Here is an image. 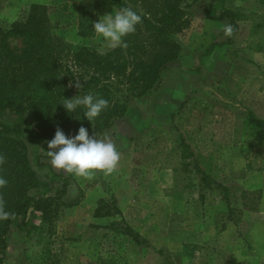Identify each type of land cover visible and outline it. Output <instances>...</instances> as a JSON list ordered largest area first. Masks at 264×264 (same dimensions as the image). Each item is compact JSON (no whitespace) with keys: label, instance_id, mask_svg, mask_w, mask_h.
<instances>
[{"label":"rangeland","instance_id":"374dc122","mask_svg":"<svg viewBox=\"0 0 264 264\" xmlns=\"http://www.w3.org/2000/svg\"><path fill=\"white\" fill-rule=\"evenodd\" d=\"M92 1L96 22L117 11L111 0ZM211 1L190 7L191 26L177 36L181 56L168 64L155 90L132 99L125 116L97 135L110 136L121 154L111 175L97 172L87 180L66 174L51 165L42 142H28L29 161L41 181L59 188L66 178V198L75 204L63 208L50 245L27 226L13 227L0 264H48V247L61 249L59 264L98 259L116 264H264V138L244 124L248 110L264 119V51L245 49L250 18L236 20L228 40V19L206 17ZM31 3L48 7L51 28L64 41L110 50L96 33L87 40L76 35L75 2L62 9L58 0H0V26L23 19ZM214 7V12L226 8L264 16V0H216ZM10 43L21 46L19 39ZM223 123H230V131L221 129ZM219 127L227 130L228 141ZM180 135L200 166L227 188L228 204L215 186L201 187L192 160L185 166ZM37 158L45 164L42 169ZM99 199L114 200L121 215L95 217ZM31 213L26 219L37 224L38 214ZM121 218L146 243L138 245L124 235Z\"/></svg>","mask_w":264,"mask_h":264},{"label":"trees","instance_id":"16d2710c","mask_svg":"<svg viewBox=\"0 0 264 264\" xmlns=\"http://www.w3.org/2000/svg\"><path fill=\"white\" fill-rule=\"evenodd\" d=\"M58 1L62 9H66L68 2L77 3L78 37L87 40L95 35L94 1ZM111 1L117 10L129 6L142 16L143 22L137 25L136 31L124 37L128 44L126 49L118 47L100 52L83 44L64 41L53 32L48 7L41 3H31L26 16L13 21L8 28L0 26V154L6 157V162L0 165V177L8 181L7 186L0 189V195L6 202V210L15 214L14 219L0 220V262L5 256L13 227L27 226L38 236H46L47 245H50L55 240L56 222L63 208L75 204L66 198V178L59 188L41 181L29 161L28 142H42L48 150L46 142L54 138L57 127L69 137L78 134L81 126L100 135L123 118L129 102L153 92L161 82L162 72L168 64L179 58L182 49L177 36L191 26L193 14L190 7L199 0ZM215 2L212 0L209 4L206 17L228 19L232 28L228 40L232 39L236 31V20L250 18L252 25L246 46L254 51H264V16L240 15L226 8L214 12ZM11 39H19L21 46L14 48ZM72 67L80 72L75 74ZM77 80L82 86L79 89L74 83ZM88 93L109 102V106L93 121L84 116L86 109L83 106L72 112L63 106L64 99ZM244 124L251 128L252 133L261 134L264 138V119L257 117L253 111L246 112ZM225 126L230 131V123H223L221 129ZM221 129L219 127V132H222ZM227 130H223L221 135L225 141L230 138ZM178 148L184 163L192 160L201 187L210 189L215 186L222 191L228 204L227 188L200 166L197 155L182 135ZM261 149L264 154V146ZM36 164L41 169L45 166L42 162L38 163V158ZM30 207L31 214H38L37 224L26 219ZM231 210L229 207L228 211ZM93 214L95 217L120 216L121 210L114 200L107 202L99 199ZM122 220L120 230L124 235L138 245L146 243L137 230ZM45 253L48 264H59L61 249L52 250L48 247ZM87 264L116 262L113 259H98Z\"/></svg>","mask_w":264,"mask_h":264},{"label":"clouds","instance_id":"9594fccd","mask_svg":"<svg viewBox=\"0 0 264 264\" xmlns=\"http://www.w3.org/2000/svg\"><path fill=\"white\" fill-rule=\"evenodd\" d=\"M143 22L142 16L129 6L120 8L114 15L108 14L93 24L95 33L102 37L109 49L127 48L124 37L136 31L137 25ZM226 35L232 34L231 26H226ZM75 87L81 88L79 81H75ZM71 86V84L69 85ZM63 106L68 112L83 106L86 111L84 116L93 121L109 106L108 100L88 93L84 96H75L64 99ZM48 145L47 155L50 163L56 169L63 170L66 174L87 180L94 178L97 172L105 176L111 175L118 167L121 154L111 137L105 135L98 137L95 133L89 134L87 128L81 126L74 137L66 136L59 128H56L55 136ZM6 162V157L0 154V165ZM7 179L0 177V189L7 186ZM15 214L6 210V202L0 195V220L14 219Z\"/></svg>","mask_w":264,"mask_h":264},{"label":"crops","instance_id":"0c3cea01","mask_svg":"<svg viewBox=\"0 0 264 264\" xmlns=\"http://www.w3.org/2000/svg\"><path fill=\"white\" fill-rule=\"evenodd\" d=\"M245 49H247V46H246V44H245ZM248 50V49H247ZM256 52H260V51H256ZM181 53H182V50H181ZM180 56H181V54H180ZM180 56H179V58H180ZM176 60H178V58L176 59ZM175 61V60H174ZM173 61V62H174ZM165 71H166V69H165Z\"/></svg>","mask_w":264,"mask_h":264},{"label":"water","instance_id":"95a60500","mask_svg":"<svg viewBox=\"0 0 264 264\" xmlns=\"http://www.w3.org/2000/svg\"><path fill=\"white\" fill-rule=\"evenodd\" d=\"M31 210H32V208L30 207V208L28 209V211H27V217L29 216Z\"/></svg>","mask_w":264,"mask_h":264}]
</instances>
